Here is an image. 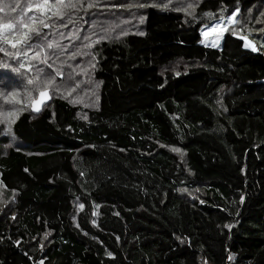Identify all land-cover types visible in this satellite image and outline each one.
Returning a JSON list of instances; mask_svg holds the SVG:
<instances>
[{
    "label": "trees",
    "instance_id": "16d2710c",
    "mask_svg": "<svg viewBox=\"0 0 264 264\" xmlns=\"http://www.w3.org/2000/svg\"><path fill=\"white\" fill-rule=\"evenodd\" d=\"M18 1L0 24L39 16L27 10L39 0ZM131 1L39 17L50 27L30 44L63 30L71 46L53 73L98 87L85 106L50 90L41 112L0 128V264H264V0H199L188 18L148 6L143 26ZM236 8L221 48L201 44V27ZM102 23L113 33L89 42ZM80 47L85 76L68 71ZM18 78L0 75L8 91Z\"/></svg>",
    "mask_w": 264,
    "mask_h": 264
},
{
    "label": "rangeland",
    "instance_id": "374dc122",
    "mask_svg": "<svg viewBox=\"0 0 264 264\" xmlns=\"http://www.w3.org/2000/svg\"><path fill=\"white\" fill-rule=\"evenodd\" d=\"M5 1L6 0H0V9H1L2 5H6ZM198 1L199 0H134V1H131V3H134L135 7L130 8V10H134V12H132L133 15L140 13L141 16H140V18L132 16L131 23H134V24L139 25V26H143V24L141 25V23L140 24H138V23L140 22L141 18H143V15H144L146 8L148 6H153L160 12H178L181 15H183L185 18H188V17H191ZM82 2H83V0H81V3L78 4V7H79V5L82 4ZM122 2H124V1H122ZM20 4L21 3L18 0H16V7H19ZM139 5H144V6L140 7ZM189 5H193V7L189 8ZM121 8H123V7H121ZM189 12H191V15L188 14ZM256 13H258V11ZM260 13L261 12H259V14ZM13 16H16V13L14 14L13 12H10L8 15H5L4 17L9 18V17H13ZM16 18H17V16H16ZM223 18H224L223 20L220 18L219 20H216L211 24H206V25H203L201 27V29H200L201 44H203L207 47L215 48V49L221 48L222 42H223V36L227 30L224 31L223 34L218 37L216 32L212 31L211 26L212 25H218L219 27H224V25L227 24V27H229V26L233 25L235 22V17H233L232 22H228L227 17H223ZM124 21L130 22V21L125 20V19H124ZM142 21H143V19H142ZM242 22H243V24H246L248 22V16H246L242 20ZM102 24L104 25L102 30L99 31L96 28L92 32V34H89V36H88L89 42L93 41L94 44L98 43L101 40H103L104 38H106L109 34L113 33V32H106V30H105V24H109L108 19L105 20V24L104 23H102ZM42 29H44V28L42 27ZM63 32H64L63 30L58 31L57 36H59V37L57 38V41L52 42L53 47L49 48L48 46L46 47V46H41V45L39 48L36 47L37 51H39L40 48H43V51L40 53V55H41V59H43L45 56L48 57L47 64H52L54 66H60L61 64L58 61L62 62V60L59 57L63 53H66L67 49L69 47H71L68 45L61 44L59 42L62 39ZM261 32H264V29H262ZM204 33H207V34H204ZM246 40L248 41L247 38H246ZM213 44H215L216 46L214 47ZM56 47L58 48V51H56L54 53L53 49ZM252 47H253V45H252ZM259 48L262 49V52H264V43H261ZM10 49H11V47L9 48V51H10ZM73 56H74V58H73ZM82 56L86 57V59H85L86 61L84 59H82ZM69 57L71 60H70V63H68V65H69L68 71L75 68V69L81 70V73L85 76V72L88 71L89 68H91L90 67L91 62L89 60L92 57H91L90 53L87 52L86 50L82 49V47H80V49L78 48V53L75 54L74 52H72V54L70 53ZM56 58L58 59V61L56 60ZM33 62L37 66L33 70H31L29 73L21 72V73H23V75H21L20 72H13L12 71L13 67L18 68V67H16V64L14 63L12 58L8 59V56H5L4 53H2V56L0 57V75L2 73H7V74L12 73L15 75L20 74V78L17 79V83L13 89L10 88V91H8L4 87L0 88V128L2 126L6 127L7 132L11 131V124L13 123V120L16 118V116L18 115V113L21 110L25 109L26 107H27L26 110H29V107L31 109V100L29 99V96H28L29 93L31 95V99H33V100L37 99L39 92L44 91V90L47 91L49 98L51 100V97L49 94L50 93L49 91L51 90V92L52 93L54 92V94L56 96L58 95V96L64 97L68 101H70L74 104H79V105L85 106L89 103H94L93 102V95H95V92L97 91V87H98L94 81L86 82L85 77H83V79H81L80 82H78L80 85L76 89H70V88L66 87L67 83H65V80L67 79V81L69 83H74V82H71L74 79V74L68 75L65 79V77H62V75H55L53 73V71H54L53 69H55L54 66H52V68H49L47 66V64L41 63L39 60H33ZM5 64H9V65H11V67H7V68L3 67V65H5ZM37 69H42L44 73H48L50 75V78L52 79V84L48 85L47 89H44L43 87L36 88L34 86H30L27 84L28 78L34 77L37 75ZM60 78H62L61 83L57 84V85L54 84V81H56ZM83 82H86L85 83L86 85L83 86ZM5 83H6L5 80L0 81V84H2V85H5ZM8 92H16L18 94L15 95V97H10L7 95ZM16 101H20V102L16 103ZM42 109H43V106L41 107V111H42ZM9 113H13L14 115L12 117H9ZM9 129H10V131H9ZM14 140H15V138L14 139L12 138V141H14ZM0 196H1V191H0ZM4 202H3V199L0 197V209L5 204Z\"/></svg>",
    "mask_w": 264,
    "mask_h": 264
},
{
    "label": "snow or ice",
    "instance_id": "6c2138e0",
    "mask_svg": "<svg viewBox=\"0 0 264 264\" xmlns=\"http://www.w3.org/2000/svg\"><path fill=\"white\" fill-rule=\"evenodd\" d=\"M81 3V0H39V2L30 5L28 7L29 12H35L38 13L39 16H33L29 17L30 23H26L24 21V18L22 17L19 21L18 25L14 26L13 24H0V45L7 44L11 47V49L15 50L14 52H7L3 46H0V52L4 53L5 56L14 57L17 60V63H19L20 57H25L29 60H39L41 63L47 64L48 57L45 56L43 59H41L40 53L43 51V48H40L39 51L33 52V47L39 48V45H32L29 42L33 39L32 34L35 33L37 36H39L40 28L37 27V25L42 26L43 28L50 27L49 23H45L43 19H40L39 17L47 16L49 12L52 13V15L57 17H62L64 15V10L68 8H77V5ZM94 5L89 3L87 5L88 8L93 7ZM140 7H143L144 5H139ZM193 5H189V8H192ZM14 10V9H13ZM0 11H3V9H0ZM240 12L239 8H236L231 12V14L227 17L228 22H232L233 17H236L238 13ZM191 15V12L188 13ZM50 19V17H49ZM143 18H141L142 21ZM224 19L223 17L221 18ZM26 29L25 32H19V28ZM212 31L216 32L217 36L223 34L224 31L229 30L227 28V24L224 25V27H219L218 25H212L211 26ZM15 29V30H14ZM7 30V34H5V31ZM207 34V33H204ZM9 36H12L11 39H9ZM241 39H245V47H252V45L246 40L244 37H240ZM23 45V47H19ZM215 47L216 45L213 44ZM48 47L51 48L53 45L51 43L48 44ZM255 51V47L252 49ZM29 53H32L31 56H29ZM74 58V56H73ZM49 68H52L51 64H47ZM3 67H11L9 64L3 65ZM34 67V65H25L24 63H20L19 68H12L13 72H20L21 69H25L26 71L31 70V68ZM55 71V69H54ZM23 75V73H21ZM57 75H62L61 73L57 72ZM27 84L30 86H34L36 88L43 87L44 89H47L48 85L52 84V79L50 78V75L48 73H44L42 69H37V75L34 77H30L27 80ZM4 85L0 84V87H3ZM18 93L16 92H8L7 95L10 97H15ZM29 99L31 100V107L33 111H40V106L49 99L48 93L46 90L39 92V97L37 99H31L30 93L28 94ZM20 101H16V103H19ZM14 114L9 113V117H12ZM10 131V129H9ZM173 151H178V149H173ZM27 171V170H26ZM243 200V197H241ZM83 207V205H81ZM225 227H230L229 225H225ZM17 243H19L17 241ZM109 255H111L109 253Z\"/></svg>",
    "mask_w": 264,
    "mask_h": 264
},
{
    "label": "water",
    "instance_id": "95a60500",
    "mask_svg": "<svg viewBox=\"0 0 264 264\" xmlns=\"http://www.w3.org/2000/svg\"><path fill=\"white\" fill-rule=\"evenodd\" d=\"M45 29H46V28H45ZM45 29H44V30H45ZM48 96H49V95H48ZM38 97H39V95H38ZM49 101H50V98L47 99V100H46V101L40 106V111H38V112H37V111H33L32 107H31V109H30L31 112L34 113V114H37V113L41 112V107L44 106V105H46L47 103H49Z\"/></svg>",
    "mask_w": 264,
    "mask_h": 264
}]
</instances>
